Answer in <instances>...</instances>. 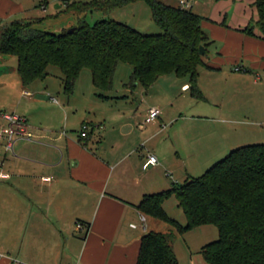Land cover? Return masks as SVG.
Returning a JSON list of instances; mask_svg holds the SVG:
<instances>
[{"label":"crops","instance_id":"0c3cea01","mask_svg":"<svg viewBox=\"0 0 264 264\" xmlns=\"http://www.w3.org/2000/svg\"><path fill=\"white\" fill-rule=\"evenodd\" d=\"M190 1L191 10L197 9L195 13L204 18L202 27L210 40L220 43L207 69L239 65L235 74L251 78L257 85L252 70H264V38L258 29L254 28L253 35L244 31L258 20L256 0ZM53 2L60 4L61 0ZM48 4L44 3V11ZM25 12L23 0H0V19ZM110 19L121 22L116 17ZM178 78L165 75L148 90L143 88L142 93L151 97L148 105L128 115L122 113V117L95 112L99 102L113 107L118 98L114 90L108 94L110 99L104 100L95 88L89 93L80 87L84 103L66 98L59 107V122L53 116L47 123L35 124L30 128L32 140L17 142L12 155L0 153V264H137L142 238L149 231L162 232L163 226L146 216L142 221L144 215L137 205L144 196L169 190L192 177L180 153L181 149L188 152L194 143L186 136L189 130L184 123L191 117L184 116V109L175 104L168 108L152 96L162 82L190 92V80ZM125 87L121 93L126 100L129 87ZM29 88L33 87L22 85L25 96L45 94H34ZM153 108L161 114L148 123ZM5 120L3 129L8 125ZM84 125L88 126L85 138ZM60 127L62 131H57ZM198 143L205 145L210 140L202 137ZM149 155H155L159 163L144 169Z\"/></svg>","mask_w":264,"mask_h":264},{"label":"trees","instance_id":"16d2710c","mask_svg":"<svg viewBox=\"0 0 264 264\" xmlns=\"http://www.w3.org/2000/svg\"><path fill=\"white\" fill-rule=\"evenodd\" d=\"M62 1L79 19L71 32L40 31L34 25L41 19H17L10 23L0 19V61L8 56L17 58L24 87L45 80L48 68L54 66L62 72L64 92L70 96L82 70L88 69L97 96L109 100L118 64L128 63L133 73L127 87L139 85L148 90L160 77L175 74L189 77L192 97L206 101L198 85L199 67H210L204 62L200 47H205L207 55L212 43L202 27V16L160 0H141L150 7L154 22L163 31L146 35L113 19L90 25L84 18L90 12L111 13L139 0H91L80 4ZM255 7V26L264 38V0H256ZM244 31L253 35L254 27L250 25ZM172 198L186 218L185 226L165 210ZM137 209L180 234L215 226L218 240L201 249L208 264H264V144L231 151L202 176L144 196ZM137 264L179 261L167 235L149 231L141 240Z\"/></svg>","mask_w":264,"mask_h":264},{"label":"rangeland","instance_id":"374dc122","mask_svg":"<svg viewBox=\"0 0 264 264\" xmlns=\"http://www.w3.org/2000/svg\"><path fill=\"white\" fill-rule=\"evenodd\" d=\"M23 1L26 4V12L6 19V23L17 19H41V22L34 25L36 29L61 34L64 30H69L72 27L62 30L64 26L61 28L58 26L64 24L66 27L76 25L79 20L78 16L68 11L67 5L62 0V4L48 0L49 4L46 5L48 6L46 11L41 6L42 4L44 5L45 0ZM90 1L70 0V3L80 4ZM160 1L173 5L170 0ZM173 6H180L179 0H176ZM114 17L119 18L121 22L128 23L142 34L158 35L163 33L162 29L154 22L150 7L141 0L125 6L121 10L119 9L115 14L113 12L94 11L88 13L84 18L90 25H94L98 21ZM251 25L258 29L255 26V21H252ZM210 42L212 44L208 48V54L204 56L206 64L212 63L216 52L220 48V43L212 40ZM17 64V58L14 56H8L0 61V134L3 135L4 139L2 143L0 141V153L8 151L10 155L13 154L14 149H7L8 136L3 133L4 127H1L2 124L7 122L4 113L14 114L25 120L28 119L31 129L36 126L35 124L47 123L53 116L59 122V107H63L66 98H70L74 103L82 104L85 102V96H83V92H80V87L86 91L89 89V93L95 88L90 70L84 69L80 75L81 80L79 88H77V94L73 92L72 95L67 96L62 84V72L57 67L51 66L48 68L49 75L47 78L34 82L31 84L33 88H29L32 89L34 94L38 91H44L45 94L38 97L37 94L33 97H28L23 94ZM238 66L228 65V67H222V70H209L206 66L199 67L198 85L207 101L196 100L191 96L190 92H183L180 87L172 89V86L166 82L158 84L156 90H154L152 96L156 102L160 101L162 105L164 104L168 108L172 107L171 104H175L179 108L184 109V116L191 117L184 123H187V130H189L186 136L193 140L194 143L189 145L188 152L181 149L180 153L181 156L186 158L185 160L189 164L188 172L192 177L202 176L217 161L225 158L234 149L242 146L264 144V70H252L254 79L258 81V84L255 85L253 84V79L235 74ZM132 73L133 68L130 64H118L113 81L114 91L112 92L118 98L115 99L116 102L112 104V108L109 106L111 104H107V102H99L100 104L95 111L98 116L110 117L109 115L112 114L122 117V113L128 115L133 113L135 108L140 106L142 110L148 105L147 101L151 97H149L148 93H142L144 91L142 86L138 88L129 87L127 89L129 97L126 100L123 99L124 93H121V90L125 89V86L129 84ZM185 78L190 80L189 77H179L178 79L182 80ZM118 90L119 94L117 95ZM30 99H35L36 103ZM181 123L182 121L176 124L174 128H177ZM8 125L6 124L7 127ZM75 125L79 126L78 123H75ZM60 130L61 127L59 130L57 129V131ZM80 130L81 125L75 131L78 132ZM202 137H208L210 143H204L205 145L198 143ZM21 140L27 139H17L15 144ZM180 145L183 146L181 143ZM212 154L213 157L211 156ZM182 175L183 177L187 176L185 173H182ZM184 181V179L180 180L182 184ZM165 207L172 219L183 226L186 225V218L178 207L175 198L168 201ZM158 223H162L161 230L167 235L173 245L179 264H208L201 254V249L203 246L218 240L219 233L215 226H203L185 234H180L172 226L163 222Z\"/></svg>","mask_w":264,"mask_h":264},{"label":"built area","instance_id":"2783aa9c","mask_svg":"<svg viewBox=\"0 0 264 264\" xmlns=\"http://www.w3.org/2000/svg\"><path fill=\"white\" fill-rule=\"evenodd\" d=\"M180 7L186 10L192 9V3L190 0H180ZM161 114V110L158 108H153L149 111V116L147 118V122L155 121L159 118ZM6 119L9 122V125L6 129H4L3 133L8 136L7 149L13 150L15 141L17 139H27L31 140L33 138V134L30 132V127L28 126L26 120L22 117L16 115H6ZM88 126L84 125L82 129V137L85 138L87 136ZM3 135L0 134V139H2ZM159 163L158 158L155 155H149L144 164V169L149 168L150 166H155ZM142 221H146L145 216H142ZM135 227V226H133Z\"/></svg>","mask_w":264,"mask_h":264},{"label":"water","instance_id":"95a60500","mask_svg":"<svg viewBox=\"0 0 264 264\" xmlns=\"http://www.w3.org/2000/svg\"><path fill=\"white\" fill-rule=\"evenodd\" d=\"M71 31H73V29H71L69 32H71ZM200 53H201L202 56H205L206 55L207 52H206L205 47H203V46L200 47Z\"/></svg>","mask_w":264,"mask_h":264}]
</instances>
